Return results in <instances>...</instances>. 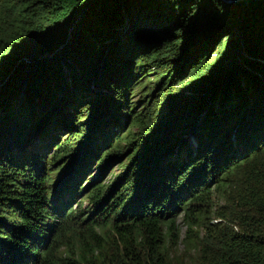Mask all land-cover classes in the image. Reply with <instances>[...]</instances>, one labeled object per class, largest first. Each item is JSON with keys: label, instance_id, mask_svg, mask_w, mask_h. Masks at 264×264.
Masks as SVG:
<instances>
[{"label": "trees", "instance_id": "obj_1", "mask_svg": "<svg viewBox=\"0 0 264 264\" xmlns=\"http://www.w3.org/2000/svg\"><path fill=\"white\" fill-rule=\"evenodd\" d=\"M0 64V264H264V0H0Z\"/></svg>", "mask_w": 264, "mask_h": 264}, {"label": "rangeland", "instance_id": "obj_2", "mask_svg": "<svg viewBox=\"0 0 264 264\" xmlns=\"http://www.w3.org/2000/svg\"><path fill=\"white\" fill-rule=\"evenodd\" d=\"M118 30V29H117ZM120 30H122V28H120L119 29V32H120ZM228 42V44H227V47H226V49H228V56H229V59H228V65L231 67V65H237L239 62H240V57H241V55L243 54L242 53V51L239 49V48H237V49H235V48H231V46H230V44H229V40L227 41ZM58 46H60V43H58ZM56 47L54 50H52V51H50V52H47V53H41L40 54V57L42 58V59H44V58H51L53 55H55L56 53H59V51H61V47ZM212 58L214 59L215 58V55H213L212 56ZM21 59V58H20ZM24 60H26V61H28L27 59H24ZM19 61H21V60H19ZM1 65V64H0ZM187 76H189V74L187 75ZM187 76H185L183 79H186L187 78ZM155 77H156V75H155V71H153V73H152V75H150V78L152 79L149 83L151 84V85H155V83H156V79H155ZM189 80V79H188ZM9 81V77H8V80H7V82ZM0 84H2V82H3V80L1 79L0 80ZM4 84V83H3ZM133 84H136V83H133ZM3 86V85H2ZM1 87V86H0ZM147 88H149V86H147V84H141V85H136V86H134L133 87V91H131V94H129V101H133V102H138V105L136 104V103H134V112L135 113H137L140 109H142L143 108V105L145 104V102L143 101V102H139V101H141V99L146 95L144 92L147 90ZM110 89V88H109ZM112 90V89H111ZM177 90V89H176ZM102 93H105L104 91L102 92ZM188 94V93H187ZM187 94H184L185 96H187ZM218 94H220V92L219 93H217V95ZM189 95V94H188ZM206 95V98L208 99V101L210 100L211 101V97H210V95H212V94H209L208 96H207V94H205ZM205 95H203V94H200V95H198V94H195V96L200 100L201 98H205ZM212 96H214V95H212ZM104 97H106V96H101V97H99V96H95V97H93L92 98V101H94L95 102V104L96 105H99V108L96 110V114H97V116H99L100 115V112L102 111V106L100 105V104H98V103H101V101L102 100H104V103H105V105L103 104V107L104 108H106V109H109V108H107V105H108V102H106V100H105V98ZM101 100V101H100ZM125 101V100H124ZM169 109V104H168V101H164L162 104H161V106L159 107V113H161V114H164V113H166V111ZM150 112V111H149ZM104 116V115H103ZM102 116V118H104ZM122 117L126 120L127 119V117H128V114H126V115H122ZM132 117H130V119H131ZM122 118L120 117V120H121ZM130 119H129V121H127L126 122V125H125V127H124V129L123 130H121V132H120V134L122 135V136H127V134H129L130 132H133V133H140V129H139V127L138 126H131V124H130ZM160 119V118H159ZM99 121V120H98ZM125 122V121H124ZM88 123V121H82V125H81V128L80 129H86L87 127H86V124ZM120 124V126H118V128H119V131H120V128H121V125L123 124V120H121V122L119 123ZM176 130H178V128H176V129H174L172 132H171V134H173V133H176ZM182 129H180L178 132H182L181 131ZM188 140L190 141V142H192V144H194V142H196V141H193V138H192V136H188ZM128 160H127V157H124V158H122V160L121 161H113L112 160V164H110V166H108V169H106V171H102V169H100L99 170V164H98V162L97 161H95V162H93V163H91L90 164V167H89V174L87 175V177L84 179V182L85 181H89L90 180V177L91 176H94L95 175V177L94 178H96L97 176H100L101 175V180H100V183H102V184H105V185H107V184H110V185H112V182H114V179H115V177H118L119 175H121V174H123L125 171H123V170H125L126 168H123V166H127V162ZM78 172H81L82 174L83 173H85L87 170H77ZM86 204V203H85ZM182 230V233H181V239H183L184 238V234H185V228H182L181 229ZM176 254L179 256V258H182V257H184L185 256V246H184V244H180L179 246H178V249H177V251H176Z\"/></svg>", "mask_w": 264, "mask_h": 264}, {"label": "water", "instance_id": "obj_3", "mask_svg": "<svg viewBox=\"0 0 264 264\" xmlns=\"http://www.w3.org/2000/svg\"><path fill=\"white\" fill-rule=\"evenodd\" d=\"M221 1H223V2H225V3H228V4H232V3L236 2L237 0H221ZM10 75H11V74H10ZM10 75L8 76L9 78H10ZM8 77H7L6 81L8 80ZM2 84H3V83H2ZM2 84H0V85H2Z\"/></svg>", "mask_w": 264, "mask_h": 264}]
</instances>
